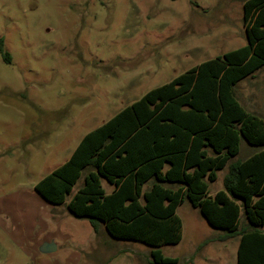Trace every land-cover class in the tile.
Listing matches in <instances>:
<instances>
[{
	"label": "rangeland",
	"instance_id": "rangeland-1",
	"mask_svg": "<svg viewBox=\"0 0 264 264\" xmlns=\"http://www.w3.org/2000/svg\"><path fill=\"white\" fill-rule=\"evenodd\" d=\"M243 0H0V264H150V247L95 234L35 184L80 139L152 88L246 44ZM264 120V67L234 87ZM259 147L240 141L230 161ZM227 165L209 183L223 188ZM82 178L72 192L81 185ZM106 192L112 187L105 181ZM69 198V197H68ZM178 264H236L238 237L218 241L198 209L176 208ZM243 222V214H240ZM57 250L41 253L43 242Z\"/></svg>",
	"mask_w": 264,
	"mask_h": 264
},
{
	"label": "trees",
	"instance_id": "trees-1",
	"mask_svg": "<svg viewBox=\"0 0 264 264\" xmlns=\"http://www.w3.org/2000/svg\"><path fill=\"white\" fill-rule=\"evenodd\" d=\"M242 14L245 45L150 89L87 132L35 184L38 195L86 218L95 234L149 246L150 264H178L161 247L180 241L176 208L187 200L221 232L216 240L238 237L236 264H264V120L234 93L264 67V0H243ZM0 54L9 62L1 40ZM241 139L259 150L230 161ZM226 165L223 188L211 195Z\"/></svg>",
	"mask_w": 264,
	"mask_h": 264
},
{
	"label": "water",
	"instance_id": "water-1",
	"mask_svg": "<svg viewBox=\"0 0 264 264\" xmlns=\"http://www.w3.org/2000/svg\"><path fill=\"white\" fill-rule=\"evenodd\" d=\"M38 250L41 253H53L57 250V246L53 241L43 242Z\"/></svg>",
	"mask_w": 264,
	"mask_h": 264
},
{
	"label": "crops",
	"instance_id": "crops-1",
	"mask_svg": "<svg viewBox=\"0 0 264 264\" xmlns=\"http://www.w3.org/2000/svg\"><path fill=\"white\" fill-rule=\"evenodd\" d=\"M110 192V191H109Z\"/></svg>",
	"mask_w": 264,
	"mask_h": 264
}]
</instances>
